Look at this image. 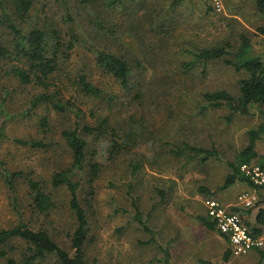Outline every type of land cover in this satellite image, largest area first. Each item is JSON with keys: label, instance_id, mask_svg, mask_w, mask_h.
Returning a JSON list of instances; mask_svg holds the SVG:
<instances>
[{"label": "rangeland", "instance_id": "374dc122", "mask_svg": "<svg viewBox=\"0 0 264 264\" xmlns=\"http://www.w3.org/2000/svg\"><path fill=\"white\" fill-rule=\"evenodd\" d=\"M107 1L97 0L96 4L91 3L89 15L85 11L74 10L77 15L82 13L79 15L81 17H76L80 23L79 29H85L88 41L98 43L93 38V33L90 36L86 29L89 27V17H93L96 10H102ZM122 1V4H118L119 8L110 11L113 12L112 18L118 25L120 34H132V25L141 27L143 38L148 43L141 49H151L154 46L153 37L156 35L151 22L157 15V20L164 21L163 31L174 36L180 43L177 44L183 48L198 51L208 45L230 41L236 50L240 35L246 33L251 38L254 50L264 53V16L254 14V0H221V8L216 7L213 0H185L175 7H170L167 0ZM144 2L149 4V9H142ZM209 5L212 11H208ZM236 5L248 6L249 14L243 17L246 22L228 17L227 12H231L228 7ZM106 10L102 12L108 14ZM62 12L63 8L54 0H37L31 18L22 23L21 27L30 31L35 26H43L46 21L53 20L64 35L67 29ZM125 37L129 38V43L122 44L121 51H131L134 54L138 50V43L132 35ZM6 38L9 39L6 33L0 35V41ZM118 45L119 43L116 49ZM167 50V60H170L163 65L158 63L157 72L154 71L162 81L153 87L154 91L151 89L141 99H133V92L128 93L115 78L98 68L95 56L85 44H77L64 59L62 69L75 75L79 71H85L90 75L91 82L105 94L116 96L117 106L114 110H119L121 103L124 104L121 107L123 117H126L124 127L130 129L133 126V129H137L139 140H142L139 147L125 151L113 160L105 154L109 149L106 144L109 140L112 142L111 136H107L104 143L91 144L92 148L98 149L97 161L101 164V169L93 184L89 183L86 172L84 177L81 176V201L88 212L91 225L86 245L89 264H199L200 259H205V262L200 261L201 264H208L206 255H203L207 254L206 245L195 240L199 233L188 232L184 240L182 233H178L181 231L178 221L186 211L199 210L202 195L197 194V189L202 183L209 187L222 183L228 172L227 166L225 162L204 165L197 160L187 164L184 157L170 155L169 146L165 143L182 145L184 141H199L203 146H209L214 141L221 149L224 159H233L237 149L248 145V131L251 128L257 129L264 123V118L260 115H235L228 121L225 108L198 113L199 94L202 90L227 89L238 95V80L244 75L222 60H212L207 63V67L195 65L190 71L184 72L181 64L192 59L193 54L182 55L179 47ZM9 68L11 66L8 67L5 61H0V125L6 122V131L10 136L0 144V161L11 171L21 170L24 176L50 180L56 162L70 161L67 145L60 132L65 125L72 124L75 117L70 115L71 118L66 116V119L65 115L49 111L44 104L34 109L28 117L20 115L42 89L20 85L4 72ZM65 75L66 72L61 73L60 79L70 88H64L69 97L73 90ZM140 80L141 77L136 76L131 86L136 87ZM91 102L93 103L92 100ZM91 105L87 103L81 106L85 110V119L95 123L89 110ZM99 105L106 107V101ZM46 114L50 117V126L43 128L40 122ZM65 122L68 124H63ZM15 138L42 140L45 146L34 148L22 145L15 142ZM257 150L264 154V135L257 141ZM139 160L143 162V166L133 176L130 163ZM130 184L134 186L132 195L137 197L145 217L155 206L148 224L156 232V244H144L150 235L132 218L134 208L128 191ZM17 189L18 204L15 208L0 169V230L16 225L22 215L30 227L51 231L62 246L69 248L70 236L75 230V216L70 208L68 190L65 187L52 189L57 206L50 213L42 214L31 205L25 178L19 180ZM162 191L166 196L162 195ZM16 245L19 248L11 255L20 259L24 245L20 242ZM161 247L170 251L169 262L165 261V253ZM56 261L52 258L44 264H55ZM0 264H6V259H0Z\"/></svg>", "mask_w": 264, "mask_h": 264}, {"label": "trees", "instance_id": "16d2710c", "mask_svg": "<svg viewBox=\"0 0 264 264\" xmlns=\"http://www.w3.org/2000/svg\"><path fill=\"white\" fill-rule=\"evenodd\" d=\"M54 1L63 8V23L67 29L64 35L62 29L53 20L46 21L43 26H35L30 31L21 27L22 23L31 18L37 0H0V35L6 33L9 36V39L0 41V61H5L8 67L11 66L4 72L13 77L20 85L42 89V92L32 98L29 107L23 110L20 115L28 117L34 109L44 104L49 111L53 110L59 115H65V118L66 116L71 118L70 115L75 117L73 123L65 125L60 132L67 145L70 161L69 163L56 162L50 180H38L31 175L24 176L21 170L11 171L3 161H0V169L3 182L15 208L18 204L17 185L23 178L28 184V194L33 209L42 214L50 213L57 206L55 193L52 189L65 187L70 196V208L75 216V230L70 236L68 248V246H62L63 244L59 243L51 231L33 229L20 215L16 225L0 230V247L3 246L0 249V259L5 258L6 264H44L52 258L57 260L55 264H89L86 245L91 225L88 212L81 201L83 185L81 176L84 177V172H86L89 183L93 184L101 169V164L97 161L98 149L92 148L91 144L93 142L94 144L104 143L111 136L112 142L110 143L109 140L106 144L109 149L105 154H108L109 158L113 160L121 153L139 147L142 142L137 135V129H133V126L130 129L124 127L123 121L126 117H123L121 109L124 104L121 103L119 110H114L117 106L116 96L105 94L101 88L91 82L90 75L85 71H79V74L75 75L71 71L62 69L65 57L77 44H85L91 54L95 56L96 66L115 78L128 93L133 92L131 93L133 99L145 97L151 89L154 91L153 87H156L157 83L162 81L155 72H157L158 63L163 65L170 60H167L169 56L167 49L170 47H179L182 55L193 54L192 59L181 64V70L184 72L190 71L195 65L202 64L207 67V63L212 60H222L237 72L243 73L244 76L238 80L239 94L235 95L227 89L212 90L207 88L206 91L202 90L199 94L198 113L204 114L211 109L225 108L228 112V121L232 120L235 115H260L264 118V53L254 50L251 38L246 33L240 35V43L236 50L230 41H224L202 47L196 51L178 45L180 43L174 36L163 31L164 21L160 22L155 15V19L151 22L152 30L156 35L153 37L155 38L154 46L150 47L151 49H141L148 45L143 38L141 27L132 25V30H134L132 34H120L118 25L112 18L113 12L110 11L119 8L118 4H122L123 1L108 0L105 2V6H102V10H96L95 15L89 17V27L86 29V33H89L90 36L91 32L93 33V38L98 41L95 43L88 41L85 29L84 31L82 28L79 29L80 23L76 16L81 17L79 15L82 13L77 15L74 10L85 11L89 15L91 14L88 10L90 4H96L97 0ZM148 6L149 4L144 2L142 9H149ZM258 6L260 11L264 12V0H258ZM103 10L109 13L104 14ZM208 11H212L210 5ZM126 35L129 37L132 35L134 41L138 43V50L134 54L131 51H121L122 44L129 43V38L125 37ZM117 43L119 45L116 49ZM62 71L66 72L65 79L73 90L69 97L66 96L64 88H70L61 81ZM142 73L144 75H141ZM146 75L149 76L146 77ZM136 76L141 77V80L136 87H132V81ZM104 100L106 107L99 105ZM87 103L92 104L89 110L92 117L95 118V123L85 119V110L81 105ZM5 124L4 121L0 125V144L10 138ZM40 124L43 128L50 126L49 115L46 114ZM263 135L264 123L260 124L257 129L251 128L248 131V145L237 149L233 159H224L221 149L214 141L209 146H203L199 141L193 143L184 141L182 145H174L172 142L165 144L169 146L167 147L170 155L176 158L184 157L187 164L196 160L204 165L225 162L228 172L225 174L223 182L217 186V191L228 188L237 181L245 182L262 191L264 185L255 183L251 175L242 170V166L256 164L264 169V154H260L257 150V141L262 139ZM14 141L34 148L45 146L42 140L34 138H15ZM130 166L132 167L131 174L134 176L142 168L143 162L141 160L131 162ZM133 187L130 184L128 188L134 208L132 218L150 235L144 244H156V232L148 224V219L155 206L145 217L139 207L137 197L132 195ZM217 191H212L205 183H202L198 189V192L203 193L207 198H212L211 196L215 195ZM162 195L166 196V193L162 191ZM202 220L210 229L217 228L213 219L203 217ZM18 242L24 245L20 259L11 255L12 252L18 250L19 245H16ZM161 249L165 253V261L169 262L170 251L164 247ZM93 264L98 263L94 262Z\"/></svg>", "mask_w": 264, "mask_h": 264}, {"label": "crops", "instance_id": "0c3cea01", "mask_svg": "<svg viewBox=\"0 0 264 264\" xmlns=\"http://www.w3.org/2000/svg\"><path fill=\"white\" fill-rule=\"evenodd\" d=\"M184 1L167 0L170 7H175L176 4ZM254 2V14L264 16V12L259 9L258 0H254ZM239 6L228 7L231 8V12H227V14L229 18H237L244 23L246 20L244 19V21L243 17L249 14L247 12L249 8L245 5ZM219 185L210 188L216 192ZM198 189L197 194L202 195V205L199 206V210L186 211V214L180 216L178 221L179 230L182 231L178 233H182L183 239L186 240L185 237L188 236V232L199 233V237L195 240L201 244L204 242L203 244L206 245L207 254L203 255H206L208 264H264V242L261 246L253 248L246 254L235 255L229 237L220 232L218 228L210 229L206 225V222L202 220L203 217L212 220L208 216L205 203L208 198L203 193L198 192ZM211 197L218 200L228 211L239 213L252 234L264 241V190L260 191L245 182L237 181L228 188L218 189L217 193ZM200 261L205 262V259H200ZM200 261H198L199 264H201Z\"/></svg>", "mask_w": 264, "mask_h": 264}, {"label": "built area", "instance_id": "2783aa9c", "mask_svg": "<svg viewBox=\"0 0 264 264\" xmlns=\"http://www.w3.org/2000/svg\"><path fill=\"white\" fill-rule=\"evenodd\" d=\"M216 7L221 8V0H213ZM242 170L251 175L252 180L264 185V169L257 165H244ZM208 215L216 222L217 228L228 235L232 251L235 255L248 253L255 247L261 246L263 240L252 234L243 217L237 212H230L218 200L208 198L205 201Z\"/></svg>", "mask_w": 264, "mask_h": 264}]
</instances>
